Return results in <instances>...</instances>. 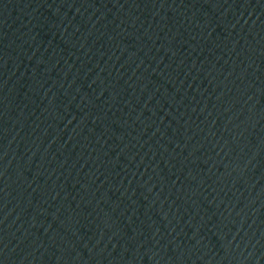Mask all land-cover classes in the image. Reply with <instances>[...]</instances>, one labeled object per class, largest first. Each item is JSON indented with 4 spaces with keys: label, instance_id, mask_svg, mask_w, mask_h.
Instances as JSON below:
<instances>
[{
    "label": "water",
    "instance_id": "95a60500",
    "mask_svg": "<svg viewBox=\"0 0 264 264\" xmlns=\"http://www.w3.org/2000/svg\"><path fill=\"white\" fill-rule=\"evenodd\" d=\"M0 264H264V0H0Z\"/></svg>",
    "mask_w": 264,
    "mask_h": 264
}]
</instances>
